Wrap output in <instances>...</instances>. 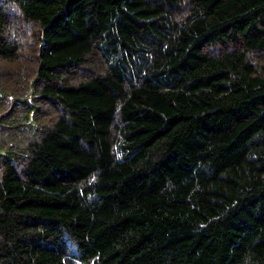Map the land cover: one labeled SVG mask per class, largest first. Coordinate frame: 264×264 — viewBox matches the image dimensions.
<instances>
[{
    "label": "trees",
    "instance_id": "16d2710c",
    "mask_svg": "<svg viewBox=\"0 0 264 264\" xmlns=\"http://www.w3.org/2000/svg\"><path fill=\"white\" fill-rule=\"evenodd\" d=\"M0 264H264V0H0Z\"/></svg>",
    "mask_w": 264,
    "mask_h": 264
}]
</instances>
